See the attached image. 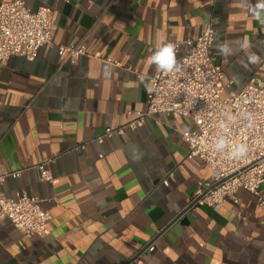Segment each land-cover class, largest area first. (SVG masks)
<instances>
[{"label":"crops","instance_id":"1","mask_svg":"<svg viewBox=\"0 0 264 264\" xmlns=\"http://www.w3.org/2000/svg\"><path fill=\"white\" fill-rule=\"evenodd\" d=\"M25 2L51 7L56 31L36 59L0 65V173L23 169L2 192L37 197L53 219L49 233L31 236L1 220L0 264H127L151 243L143 264H264V208L255 195L240 190L239 203L189 207L199 186L215 179L203 159L188 157L183 133L191 119L159 114L96 140L146 109L158 48L199 36L209 21L215 63L231 89L263 80L260 0ZM60 45L88 55L64 62ZM45 158L53 159L52 182L37 167Z\"/></svg>","mask_w":264,"mask_h":264},{"label":"built area","instance_id":"2","mask_svg":"<svg viewBox=\"0 0 264 264\" xmlns=\"http://www.w3.org/2000/svg\"><path fill=\"white\" fill-rule=\"evenodd\" d=\"M56 31L53 10L40 6L31 10L25 0L0 4V65L13 56L34 60L39 50L53 43ZM215 41L213 22L197 37L183 41H169L175 45L176 66L172 72L159 70L150 77L152 86L144 111H130L133 117L124 125L107 127L98 142H103L126 130H137L148 119L159 114L184 116L194 127L183 133L188 144V157L203 159L214 172V181H206L197 189L193 205L220 206L226 201L239 203V191L247 190L257 197L264 208V79L251 78L239 91L224 81L222 69L215 63L212 46ZM167 43V44H168ZM185 51L180 54L181 46ZM64 62L75 64L82 55H88L80 45H60ZM89 56L123 66L100 54ZM131 69V68H129ZM244 145V154H234ZM52 158H45L37 167L41 179L52 182ZM23 169L0 173V221L10 222L24 235L49 233L53 219L41 200L29 194L9 198L2 187L9 177H19ZM170 174V178H171ZM169 184V178L163 181ZM154 243L144 248L127 264H143L141 256L155 249Z\"/></svg>","mask_w":264,"mask_h":264},{"label":"clouds","instance_id":"3","mask_svg":"<svg viewBox=\"0 0 264 264\" xmlns=\"http://www.w3.org/2000/svg\"><path fill=\"white\" fill-rule=\"evenodd\" d=\"M259 8H264V0H260L258 4ZM250 61L252 63L258 62V57L250 56ZM150 61L157 65V68L164 72H172L175 69L177 64L176 62V54H175V45L172 43L163 44L154 55L150 57ZM246 151V147L244 145H239L236 147L234 154L242 155Z\"/></svg>","mask_w":264,"mask_h":264},{"label":"water","instance_id":"4","mask_svg":"<svg viewBox=\"0 0 264 264\" xmlns=\"http://www.w3.org/2000/svg\"><path fill=\"white\" fill-rule=\"evenodd\" d=\"M192 205H193V203H192L189 207H191ZM189 207H188V208H189Z\"/></svg>","mask_w":264,"mask_h":264}]
</instances>
